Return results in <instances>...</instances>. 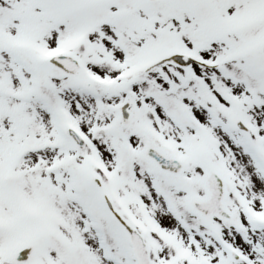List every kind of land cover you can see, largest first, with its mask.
<instances>
[{"label": "snow or ice", "instance_id": "1", "mask_svg": "<svg viewBox=\"0 0 264 264\" xmlns=\"http://www.w3.org/2000/svg\"><path fill=\"white\" fill-rule=\"evenodd\" d=\"M0 264H264V0H0Z\"/></svg>", "mask_w": 264, "mask_h": 264}]
</instances>
